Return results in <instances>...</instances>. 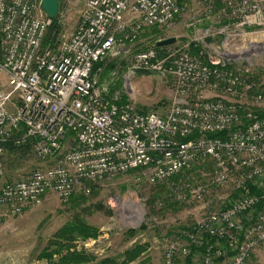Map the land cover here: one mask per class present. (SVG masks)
<instances>
[{"label": "built area", "instance_id": "built-area-1", "mask_svg": "<svg viewBox=\"0 0 264 264\" xmlns=\"http://www.w3.org/2000/svg\"><path fill=\"white\" fill-rule=\"evenodd\" d=\"M72 1L83 10L69 35ZM182 1L59 0L51 19L43 0H0V180L8 145L29 148L40 164L2 184L1 218L41 206L48 194L68 202L139 173L149 185L166 183L180 204L223 193L205 220L162 238L163 264H264V65L227 55L236 40L264 34V3L228 2L231 16L205 31L198 54L176 45L134 57L127 82L141 72L173 80L176 98L161 111L111 98L100 83L104 60L146 30L172 26ZM54 22L60 31L48 40Z\"/></svg>", "mask_w": 264, "mask_h": 264}, {"label": "rangeland", "instance_id": "rangeland-1", "mask_svg": "<svg viewBox=\"0 0 264 264\" xmlns=\"http://www.w3.org/2000/svg\"><path fill=\"white\" fill-rule=\"evenodd\" d=\"M230 1L238 4L241 0H183L180 17L172 26L146 30L137 42L126 46L127 52L112 54L104 60L99 66L102 87L111 98L130 101L141 110L161 111L167 108L176 98L173 80L156 73L141 72L127 82L126 76L134 57L157 46L160 39H177L173 46L158 50L161 53L177 50L176 45L191 48L195 45L200 49L207 42V29L199 32L192 27L188 29L191 20L201 16H231ZM253 1L264 3V0ZM82 10L83 3L80 1L69 4L68 11L64 12L65 33L70 35L74 32ZM246 31L251 33L254 30ZM54 33H49V39ZM227 55L234 61L252 62L258 70L264 65V34H252L236 40ZM3 163L5 178L0 180V187L9 180L32 173L40 166L26 149L7 151ZM222 194L214 191L204 203L180 204L169 196L166 183L149 185L146 176L139 173L116 177L95 187L90 195L78 193L68 202L61 201L55 194H48L41 206L27 209L17 217H0V264H48L46 260L39 259L40 255L56 240V236H62L67 227L77 221L97 229L98 236L75 241L73 250L87 251L98 260L117 259L134 245L147 244L151 263L163 264L162 238L172 237L179 230L205 220L212 207L220 205L218 200ZM55 258L58 259L57 256ZM190 262L199 264L200 261L198 257H192Z\"/></svg>", "mask_w": 264, "mask_h": 264}, {"label": "trees", "instance_id": "trees-1", "mask_svg": "<svg viewBox=\"0 0 264 264\" xmlns=\"http://www.w3.org/2000/svg\"><path fill=\"white\" fill-rule=\"evenodd\" d=\"M59 26L57 22H54L53 27L50 32H59ZM154 28L151 30H156ZM56 33V34H57ZM49 40V35H48ZM158 50H161L162 47H158ZM192 52L194 54L199 53V48L195 45L192 46ZM125 102V100H123ZM145 111V110H144ZM220 135L210 136L211 138L218 137ZM30 151L29 148H25ZM11 150H23L17 148L14 145H8L7 151ZM186 229V228H183ZM98 236V230L88 226L84 222L77 221L72 225H69L66 229V233L62 236H56V240L51 243V245L46 248L43 253L40 255V260H46L48 264H132L138 262V264H152L150 258L148 257L149 245L147 244H136L130 250L126 251L124 255L120 258H105L103 260H98L96 256L88 253L87 251H77L73 250L75 241H86L88 239H94ZM202 251V249L194 248L193 253ZM58 257L56 259L55 257ZM192 258V257H191ZM189 258L187 260L188 264H191Z\"/></svg>", "mask_w": 264, "mask_h": 264}, {"label": "crops", "instance_id": "crops-1", "mask_svg": "<svg viewBox=\"0 0 264 264\" xmlns=\"http://www.w3.org/2000/svg\"><path fill=\"white\" fill-rule=\"evenodd\" d=\"M180 17V16H179ZM178 17V18H179ZM222 16H201L192 19L189 27H192L193 30H197V32L201 30H208V29H218L219 27L223 26L226 22L224 19H220ZM187 27V26H186ZM193 30H191L193 32ZM190 31V30H189Z\"/></svg>", "mask_w": 264, "mask_h": 264}, {"label": "water", "instance_id": "water-1", "mask_svg": "<svg viewBox=\"0 0 264 264\" xmlns=\"http://www.w3.org/2000/svg\"><path fill=\"white\" fill-rule=\"evenodd\" d=\"M42 7L46 14L51 18L55 19L57 18L59 11H60V2L59 0H43ZM177 43L176 38H170L163 40L161 42L157 43L158 47H166L171 46Z\"/></svg>", "mask_w": 264, "mask_h": 264}]
</instances>
